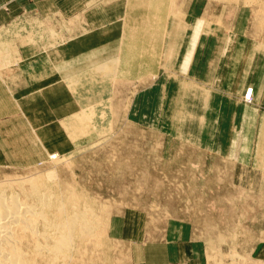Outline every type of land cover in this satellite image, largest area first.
Returning <instances> with one entry per match:
<instances>
[{"label":"rangeland","instance_id":"obj_1","mask_svg":"<svg viewBox=\"0 0 264 264\" xmlns=\"http://www.w3.org/2000/svg\"><path fill=\"white\" fill-rule=\"evenodd\" d=\"M32 15L0 29V57L59 50L57 151L18 138L25 121L12 116L0 181L59 177L92 207L96 230L55 264H132L171 241L184 264H264V0H90Z\"/></svg>","mask_w":264,"mask_h":264},{"label":"crops","instance_id":"obj_2","mask_svg":"<svg viewBox=\"0 0 264 264\" xmlns=\"http://www.w3.org/2000/svg\"><path fill=\"white\" fill-rule=\"evenodd\" d=\"M89 1L0 0V29L20 19L27 10L34 13L32 17L35 18H46L53 14L69 17L82 12ZM85 14L86 19H95L90 13ZM59 55L57 47L52 46L45 50L34 45L20 44L13 63L0 57V141L9 139L8 133L2 129L8 123L12 124L11 117L17 114L20 120L25 121L23 123L25 133L19 132L18 138L28 141L27 133L30 136L34 134L43 149L57 151V148H54L53 144L49 145L47 140L49 132L52 140L59 138L60 76L56 68ZM44 110L47 112L46 116H44ZM74 113L75 108L71 107L70 111L69 107L62 119L69 118ZM42 126L47 128L43 130ZM128 217L124 215L127 222L133 223L134 220ZM130 235L135 236L134 232ZM149 244L153 245V243ZM156 244H160L157 248L162 251L142 252L140 258L132 264H184L186 253L182 251V248H185L183 241L155 242L154 245ZM193 253L195 256L198 255L195 244H193Z\"/></svg>","mask_w":264,"mask_h":264},{"label":"bare ground","instance_id":"obj_3","mask_svg":"<svg viewBox=\"0 0 264 264\" xmlns=\"http://www.w3.org/2000/svg\"><path fill=\"white\" fill-rule=\"evenodd\" d=\"M68 185L42 174L0 181V264L73 260L74 238L89 237L97 222L85 198ZM83 244L76 256L85 255Z\"/></svg>","mask_w":264,"mask_h":264}]
</instances>
